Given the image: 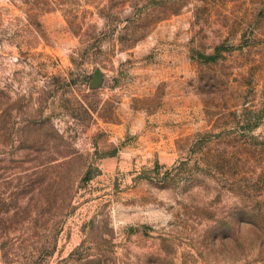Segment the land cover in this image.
I'll return each instance as SVG.
<instances>
[{"label":"rangeland","instance_id":"374dc122","mask_svg":"<svg viewBox=\"0 0 264 264\" xmlns=\"http://www.w3.org/2000/svg\"><path fill=\"white\" fill-rule=\"evenodd\" d=\"M0 264H264V0H0Z\"/></svg>","mask_w":264,"mask_h":264}]
</instances>
